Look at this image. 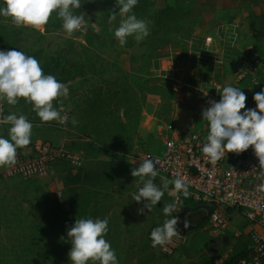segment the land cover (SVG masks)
Here are the masks:
<instances>
[{"label": "rangeland", "instance_id": "1", "mask_svg": "<svg viewBox=\"0 0 264 264\" xmlns=\"http://www.w3.org/2000/svg\"><path fill=\"white\" fill-rule=\"evenodd\" d=\"M163 6L164 0H138L132 12L148 21L149 35L142 41L128 36L123 46L114 29L127 14L109 20L119 10L115 0H82L81 8L73 11L83 14L86 24L70 36L55 11L40 28L16 25L10 17L0 16V49H5L2 43L14 45L34 56L44 74L69 84L68 95L53 100L58 111L62 106L69 113L65 126L60 120L42 122L25 98H18L16 105L5 101L6 112L25 115L61 139L69 137L70 144L62 145L82 159L78 168L64 160L55 162L45 180H5L6 166L0 167V264H71L67 228L76 218L87 217H107L105 238L119 264H221L249 248L253 227L240 211L229 212L226 229H215L208 212L192 205L168 217H178L179 226L181 221L185 224L188 240L175 254L164 256L158 245L149 242V232L153 225L163 224V206L172 203L174 186L169 183L161 200L143 214L138 212L143 201L132 198L142 181L131 175V169L143 158L160 154L166 134L208 135V122L201 113L210 101L220 99L223 86L241 88L246 105L264 88V76L246 70L254 67V61L227 43L216 57L196 58L195 49L187 46L192 32L184 25V12L174 20L163 19ZM174 42L181 53L174 58L164 55ZM213 44L205 42L209 48L204 50L212 53ZM92 91L100 95L104 109L88 111L85 102L92 99ZM77 174L85 178L74 185L70 178ZM161 177L154 178L158 186Z\"/></svg>", "mask_w": 264, "mask_h": 264}, {"label": "clouds", "instance_id": "2", "mask_svg": "<svg viewBox=\"0 0 264 264\" xmlns=\"http://www.w3.org/2000/svg\"><path fill=\"white\" fill-rule=\"evenodd\" d=\"M118 12H112L109 20L116 15L127 14L114 29V36L121 46L126 44L128 36L142 41L149 35L148 21L139 19L132 12L138 0H115ZM82 0H0V16L10 17L16 25L40 28L47 24L53 11L62 19V27L70 36L85 24L84 15H77L74 9L81 8ZM66 84L58 81L54 75L44 74L39 61L32 55L16 48L0 49V103L6 101L16 105L18 98H25L32 104L33 110L42 122L61 120L60 112L53 106L58 96H67ZM246 94L239 87L230 84L223 86L220 99L212 100L203 108L202 120L208 122V135L201 151L212 163L218 161L225 152L241 153L249 147L259 161L258 176L264 178V88L253 94L254 108H246ZM243 110V111H241ZM0 124H8V135H0V167L10 166L16 161L17 148L31 142L33 125L25 115L4 114L0 107ZM131 175L139 176L142 186L132 194L136 202L143 201V207L150 211L164 195L171 183L174 192L186 191L187 183L177 176L169 181L161 177L162 184L154 183L157 176L155 161L143 158L137 167L131 169ZM264 188V184H261ZM175 203L163 206L165 220L163 224L150 232L153 246L164 245L177 234L178 217L170 214ZM108 232L107 217L76 218L67 228L66 242L71 247L67 253L71 264H119L115 250L105 238Z\"/></svg>", "mask_w": 264, "mask_h": 264}, {"label": "built area", "instance_id": "3", "mask_svg": "<svg viewBox=\"0 0 264 264\" xmlns=\"http://www.w3.org/2000/svg\"><path fill=\"white\" fill-rule=\"evenodd\" d=\"M52 103L54 106V101ZM254 107L255 101L252 99L246 108ZM59 111L62 113L60 123L65 126L69 113L62 106ZM206 139L207 135L200 132L166 134L163 151L151 158L155 161L157 175L169 181L179 176L188 185L186 191L174 195L172 203L176 207L173 213L179 214L183 209L197 205L208 212L212 228L226 229L229 212L240 211L253 229L248 255L238 264H264V188H261L264 178L258 176V157L254 152L246 157L225 152L212 163L201 151ZM60 160L69 162L75 168L82 165L81 157L64 146L38 141L29 152H21L17 148L15 163L6 166L2 177L5 180H45L51 165ZM187 240V234L177 229V234L169 242L158 245L159 252L172 256Z\"/></svg>", "mask_w": 264, "mask_h": 264}, {"label": "crops", "instance_id": "4", "mask_svg": "<svg viewBox=\"0 0 264 264\" xmlns=\"http://www.w3.org/2000/svg\"><path fill=\"white\" fill-rule=\"evenodd\" d=\"M165 1L169 2L178 11H186L189 14L186 24H184L192 32V35L187 37V46L189 50L195 49V52H192H194L196 58L210 54L216 57L226 48L225 44L227 43L229 47L234 48L235 52L240 50L243 53L242 57L254 61V67H246L247 71L251 70L253 74L261 72L264 76V0ZM181 36V32L178 33L174 38L175 41H180ZM208 41L213 42V45L216 46L215 49H212V53L209 50H204V46L209 48V44L205 45V42ZM195 44H198V46L200 44L201 47H193ZM179 50L181 51L174 42V46L169 49L166 48L164 55L170 54L171 58H174L175 55L181 53ZM257 83L255 82V84ZM66 85L68 87L69 84ZM0 107L3 108L5 115L9 114L8 109L6 112L5 101L0 103ZM31 123L33 128L29 144L43 140L61 146L70 144L69 137L61 139L51 128L39 127L40 125ZM9 127L8 124H0V135L7 136ZM29 144L18 147V149L21 152H28L27 146Z\"/></svg>", "mask_w": 264, "mask_h": 264}, {"label": "trees", "instance_id": "5", "mask_svg": "<svg viewBox=\"0 0 264 264\" xmlns=\"http://www.w3.org/2000/svg\"><path fill=\"white\" fill-rule=\"evenodd\" d=\"M183 12H184L183 15H185L186 20H187L189 14L186 11H178L177 9L172 7L169 4V2L164 0V6L161 10L163 19L168 17V18H172L174 20L175 18H178V16ZM186 20H185V22H186ZM1 47H5V49L15 48V46L12 44H4V43L1 44ZM259 73H261V72H259ZM261 74H259V75H261ZM161 87H163V86H161ZM91 96H92V99L88 98L87 102H85L87 104L86 106L88 107V111L96 112L97 110H101V109L105 108V105L103 103H100V101H99V97H100L99 94H96L94 91H92ZM94 98H96V101L94 100ZM94 101H95V103H97V105H93ZM252 152H253V150H252V147L250 146L249 149H247V150H245L239 154L243 157H246L249 154H251ZM84 178H85V176L82 177L81 174H77L76 176H73L70 178V182L74 185H79L83 182ZM159 225H161V224L153 225L152 228L150 229V232L152 231L153 228H155ZM150 232H149V242L152 243V240L150 238ZM247 255H248V248H244L241 251L234 254L231 258L223 261L221 264H238L239 260L247 257ZM205 264H216V263H214L213 261H206Z\"/></svg>", "mask_w": 264, "mask_h": 264}, {"label": "water", "instance_id": "6", "mask_svg": "<svg viewBox=\"0 0 264 264\" xmlns=\"http://www.w3.org/2000/svg\"><path fill=\"white\" fill-rule=\"evenodd\" d=\"M185 224L181 221V226L177 225V229H181L182 232H184L185 234L187 233V231H185Z\"/></svg>", "mask_w": 264, "mask_h": 264}, {"label": "flooded vegetation", "instance_id": "7", "mask_svg": "<svg viewBox=\"0 0 264 264\" xmlns=\"http://www.w3.org/2000/svg\"><path fill=\"white\" fill-rule=\"evenodd\" d=\"M197 207H199V206H197ZM184 210V209H183ZM186 210V209H185Z\"/></svg>", "mask_w": 264, "mask_h": 264}]
</instances>
